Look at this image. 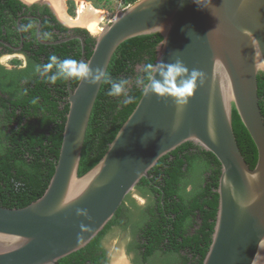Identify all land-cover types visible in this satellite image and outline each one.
<instances>
[{"label":"water","instance_id":"1","mask_svg":"<svg viewBox=\"0 0 264 264\" xmlns=\"http://www.w3.org/2000/svg\"><path fill=\"white\" fill-rule=\"evenodd\" d=\"M150 34L162 38L155 63L181 60L204 74L203 83L182 104L143 91L103 157L78 176L102 83L80 79L72 90L67 79L68 112L48 186L25 207L0 206V264H57L85 247L157 161L185 142L212 153L221 167L202 264H264V120L256 81L264 73V0H136L94 38L86 63L107 70L121 43ZM71 40L79 41L84 61L81 36L47 44ZM233 108L256 148L253 168L237 145Z\"/></svg>","mask_w":264,"mask_h":264},{"label":"trees","instance_id":"2","mask_svg":"<svg viewBox=\"0 0 264 264\" xmlns=\"http://www.w3.org/2000/svg\"><path fill=\"white\" fill-rule=\"evenodd\" d=\"M136 0H124L126 5ZM72 13V11H69ZM60 32L65 27L55 24ZM50 32L51 27L45 30ZM83 33L85 59L90 57L95 39ZM159 34L143 35L121 43L107 68L112 78L129 79L128 93L132 103L124 105L123 96L107 94L110 85L102 83L93 105L78 167V176L90 170L103 157L117 132L134 110L143 90L135 78H146L147 63L155 64ZM59 59L81 57V46L72 40L55 46H39L34 58L37 65L49 62L51 55ZM139 68V69H138ZM80 79L70 78L73 90ZM258 104L264 120V73L257 77ZM67 79L55 84L40 75L36 82L21 87L17 96L0 97V206L22 208L44 193L53 175L62 142L68 112ZM233 133L240 152L250 168L257 160L256 148L232 109ZM221 167L215 156L192 142H185L162 156L136 185L152 203L139 213L143 223L132 225L135 240L130 249L136 260L152 258L151 264H202L212 240L218 209V179ZM191 190L187 191V187ZM124 199L114 217L85 247L58 260L57 264H105L99 254L102 236L113 226L120 225ZM134 207L133 202L130 203ZM130 213V212H129ZM146 216V217H145Z\"/></svg>","mask_w":264,"mask_h":264},{"label":"flooded vegetation","instance_id":"3","mask_svg":"<svg viewBox=\"0 0 264 264\" xmlns=\"http://www.w3.org/2000/svg\"><path fill=\"white\" fill-rule=\"evenodd\" d=\"M57 2L64 16L69 19V14L66 13L61 0ZM59 19L52 0H0V97L8 98L10 94L17 96L21 93L22 86H26L29 82H36L39 74L34 70V66L37 65L34 58L37 56L39 46H55L58 44L47 43L61 41L70 36H81L85 43L86 36L81 32L76 33V30L86 31L89 37L94 38L86 29L65 25ZM56 23L65 27L66 31L57 30ZM47 27H51L50 32L43 31ZM1 59H6L9 63L5 64ZM136 187L134 190L137 189ZM137 191L140 192L138 189ZM130 194L131 192L128 195ZM146 210L141 212L145 213ZM130 211L131 205L124 208L120 223L123 222V218L127 219ZM101 249L99 254L104 253L105 264H107L108 257L102 246ZM151 263L152 258H149L146 263L136 260L132 264Z\"/></svg>","mask_w":264,"mask_h":264},{"label":"clouds","instance_id":"4","mask_svg":"<svg viewBox=\"0 0 264 264\" xmlns=\"http://www.w3.org/2000/svg\"><path fill=\"white\" fill-rule=\"evenodd\" d=\"M34 70L47 82L55 84L59 79H82L95 86L97 83L110 85L107 94L112 97L123 96L122 104L132 103L133 97L128 93L129 79L116 80L101 67L93 69L89 63L73 58L59 59L56 55L49 57V62L35 65ZM146 78L137 76L135 84L145 94H154L159 98H175L177 103H187L199 84L203 83V73L189 69L181 60L174 63H165L163 60L153 64L147 63L143 68ZM157 76L159 78H157Z\"/></svg>","mask_w":264,"mask_h":264},{"label":"rangeland","instance_id":"5","mask_svg":"<svg viewBox=\"0 0 264 264\" xmlns=\"http://www.w3.org/2000/svg\"><path fill=\"white\" fill-rule=\"evenodd\" d=\"M61 4L64 7L66 13L69 15L71 24H67L60 21L65 25H71L81 27L89 31V33L95 38L100 31L109 25L117 12L121 11L124 5H120L118 1L109 2L108 0H61ZM81 7L93 14H95V22L97 26L95 29H89L86 24H81L77 21V13ZM88 8V9H87ZM68 9V10H67ZM72 11V13H69ZM2 62L8 64L6 59H1ZM139 69V68H138ZM191 190V189H190ZM133 202L134 207L131 206L130 213L127 214V219L120 225L111 227L101 239V246L105 251L108 262L107 264H132L136 262L135 253L130 249L131 242L135 240L132 234V225L140 226L145 220H141L139 213L146 210L152 203L150 196L142 194L141 192L134 190L129 195V200L124 203V207H130V203ZM121 220V219H120Z\"/></svg>","mask_w":264,"mask_h":264},{"label":"bare ground","instance_id":"6","mask_svg":"<svg viewBox=\"0 0 264 264\" xmlns=\"http://www.w3.org/2000/svg\"><path fill=\"white\" fill-rule=\"evenodd\" d=\"M52 4L54 5L55 11H56L58 17H59L62 21L66 22V23L71 22V20L67 19V18L64 16V14H63L61 8H60L59 5H58L57 0H52ZM87 9H88V8H87ZM94 17H95V14L91 13L90 11L88 12V11L85 9V7H81V8L79 9V11H78L77 21H78L79 23H81V24L83 23V24L88 25V26H89V29L92 30V29H95L96 26H97V23L95 22V18H94ZM118 264H119V263H118Z\"/></svg>","mask_w":264,"mask_h":264},{"label":"built area","instance_id":"7","mask_svg":"<svg viewBox=\"0 0 264 264\" xmlns=\"http://www.w3.org/2000/svg\"><path fill=\"white\" fill-rule=\"evenodd\" d=\"M108 1H109V2H112V1H114V0H108ZM115 1H118L120 5H124V7L122 8V10L125 9V8L128 6V5H126V4L124 3V0H115Z\"/></svg>","mask_w":264,"mask_h":264},{"label":"crops","instance_id":"8","mask_svg":"<svg viewBox=\"0 0 264 264\" xmlns=\"http://www.w3.org/2000/svg\"><path fill=\"white\" fill-rule=\"evenodd\" d=\"M190 189H191V187L189 186V187H187V191H190Z\"/></svg>","mask_w":264,"mask_h":264}]
</instances>
